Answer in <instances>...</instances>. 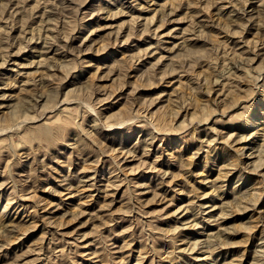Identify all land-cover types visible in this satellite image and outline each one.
Instances as JSON below:
<instances>
[{
	"label": "rangeland",
	"instance_id": "obj_1",
	"mask_svg": "<svg viewBox=\"0 0 264 264\" xmlns=\"http://www.w3.org/2000/svg\"><path fill=\"white\" fill-rule=\"evenodd\" d=\"M0 264H264V0H0Z\"/></svg>",
	"mask_w": 264,
	"mask_h": 264
}]
</instances>
